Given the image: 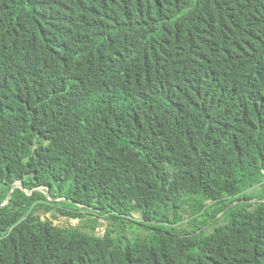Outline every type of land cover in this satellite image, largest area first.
<instances>
[{
	"label": "trees",
	"instance_id": "16d2710c",
	"mask_svg": "<svg viewBox=\"0 0 264 264\" xmlns=\"http://www.w3.org/2000/svg\"><path fill=\"white\" fill-rule=\"evenodd\" d=\"M2 197L0 264H264V0H0Z\"/></svg>",
	"mask_w": 264,
	"mask_h": 264
},
{
	"label": "rangeland",
	"instance_id": "374dc122",
	"mask_svg": "<svg viewBox=\"0 0 264 264\" xmlns=\"http://www.w3.org/2000/svg\"><path fill=\"white\" fill-rule=\"evenodd\" d=\"M17 184H19L18 182H16ZM41 191H45L46 188L45 187H39ZM28 192V191H27ZM253 193H255V191H252ZM1 199V204H5L7 202L6 198H0ZM83 216L79 217V218H70L67 216L62 215L61 213L51 210L48 212H45L43 210H36V214L39 215L41 218H47L49 221H51L53 224L58 225L64 229L67 230H73L75 228H81L83 230H86V228L83 227V224H87L88 223V219L89 218H93L95 217L94 215H92L90 212H87L85 210H82ZM188 214L186 213L185 215H177V218H181L183 217L182 221H179L177 223V227L178 228H182L186 226V216ZM97 221L99 223V225L97 226V229H95L96 234L101 235L105 229L106 226V221L102 218V217H98ZM212 226L208 225L206 227L207 232H210L212 230Z\"/></svg>",
	"mask_w": 264,
	"mask_h": 264
},
{
	"label": "water",
	"instance_id": "95a60500",
	"mask_svg": "<svg viewBox=\"0 0 264 264\" xmlns=\"http://www.w3.org/2000/svg\"><path fill=\"white\" fill-rule=\"evenodd\" d=\"M15 187L23 188V187H22V184L14 183V184L12 185L10 191H9V194L13 191V189H14ZM23 189H24V191H25L27 194H31V192H32L33 190H39V191H41L39 187H37V188H35V189H32V190H26L25 188H23ZM27 191H28V192H27ZM41 192L44 193V194L47 196L48 199H51V197L49 196L47 190H45V191H41ZM245 200H246V201H254L255 199H251V200H250V199H245ZM236 202H238V201H237V200H234V201L231 202L226 208L232 206V205L235 204ZM1 205H3V204H1ZM1 205H0V206H1ZM226 208H225V209H226ZM51 223H52V222H51ZM52 224H53V223H52Z\"/></svg>",
	"mask_w": 264,
	"mask_h": 264
},
{
	"label": "built area",
	"instance_id": "2783aa9c",
	"mask_svg": "<svg viewBox=\"0 0 264 264\" xmlns=\"http://www.w3.org/2000/svg\"><path fill=\"white\" fill-rule=\"evenodd\" d=\"M97 229V228H96Z\"/></svg>",
	"mask_w": 264,
	"mask_h": 264
}]
</instances>
